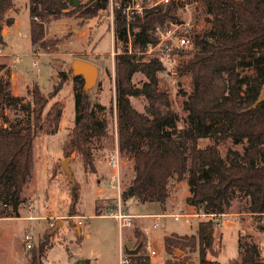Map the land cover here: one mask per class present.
<instances>
[{"label":"trees","instance_id":"16d2710c","mask_svg":"<svg viewBox=\"0 0 264 264\" xmlns=\"http://www.w3.org/2000/svg\"><path fill=\"white\" fill-rule=\"evenodd\" d=\"M17 0H0V45L5 44L4 25H12L13 16H6ZM199 1V0H198ZM127 0H88L71 8L67 14L82 19L96 17L106 11L113 13V36L120 45L116 52V106L119 151L134 158V172L130 187L123 191V203L131 197L141 202L165 205L169 197V182L176 177L187 179L193 206L197 213H226L235 191L249 198V212L264 213V101L252 107L264 86V0H200L210 27L200 32L194 23L193 50H181L188 60L179 68L180 74L190 73L192 90L183 92V108L187 111L185 126L179 127V114L173 109L169 93L159 86L158 73L164 59L154 56L145 60L143 54L130 51V39L145 52L158 41L156 27L179 19V6L161 4L131 19L125 12ZM74 4V0H30L31 41L44 50L46 22L58 19ZM113 4V8H112ZM197 19V18H196ZM55 46V42L49 41ZM53 46V49H54ZM51 50V49H50ZM48 51V50H47ZM253 69V73H247ZM141 72L147 80L141 85L133 81ZM65 75V74H64ZM65 79V77H62ZM77 117L63 150L67 156L82 154L91 171L96 170L92 142L105 136L107 121L95 115L94 104L85 89L82 75H74ZM62 86L58 82L52 95ZM0 82V92H3ZM32 102L7 94L13 104L32 112L34 122L18 120L0 126V209H11L19 215L23 190L33 166L35 129L42 125L49 97L39 84L32 89ZM144 95V111L134 107L131 96ZM102 107V105H100ZM63 103L55 101L49 108L45 122L56 133L63 114ZM202 138L213 143L200 145ZM231 139L243 149H229L226 157L219 144ZM74 203L79 199L77 185L73 187ZM11 213V212H10ZM74 213H71L73 215ZM100 214V213H98ZM11 215V214H10ZM214 221L199 225L193 234L172 233L164 237L169 254L165 264H190V252L198 250V264H222L206 255L213 249ZM50 231L47 232L49 237ZM140 235L139 231H136ZM137 253L127 254L126 264H151L144 240H138ZM50 247V246H49ZM241 256L228 264H264L257 243L241 241ZM27 248V247H26ZM29 264H41L48 245L46 240L31 250ZM176 250L183 252L182 256Z\"/></svg>","mask_w":264,"mask_h":264},{"label":"rangeland","instance_id":"374dc122","mask_svg":"<svg viewBox=\"0 0 264 264\" xmlns=\"http://www.w3.org/2000/svg\"><path fill=\"white\" fill-rule=\"evenodd\" d=\"M87 1L79 0L78 4ZM29 7L30 0H17L6 15L13 16L14 23L6 25L3 22L5 44L0 45V82L3 85V92H0V126L29 118L34 122L32 112L23 110L19 103L13 104L7 94L18 96L26 103L32 102V89L35 84H39L49 97V103L43 113L42 125L35 129L33 166L23 190L19 215L16 216L10 208L4 211L0 209V264H29L32 249L28 250L23 241L26 233L33 235L36 249L41 240L47 242L48 249L40 260L41 264H120L121 253L125 254L126 247L135 248L138 240H144L147 253L155 251L150 256L151 264H165L166 259L175 254L166 251L164 237L172 233H195L202 217L192 216L190 222H186L184 217L176 220L169 215L186 213L185 207L191 196L187 179L179 181L176 177L169 182V199L175 204L172 207L165 210L158 206L155 208L156 205L151 202L144 203L136 197L123 203L124 209L134 215L157 211L163 213L161 217L148 216L142 219L147 234L139 225L120 231L117 220L109 215L110 209L115 208L117 203L116 190L112 187L114 170L109 162L111 155L119 150L115 77L116 52H119L120 45L114 39L107 12L101 11L94 18L82 19L76 14H67L74 7V4L71 5L60 18L46 22L44 41L47 51L39 44L34 46L31 41ZM199 7L201 10L195 15V23L198 30L204 32L210 27V22L201 2ZM49 41L55 42V46L50 44L49 47ZM129 48L139 56L143 54L145 60L155 56L154 52L141 51L134 43L133 36ZM162 56L165 68L158 73L159 86L169 93L173 109L180 116L178 125L181 128L185 126L187 115L183 108V92H190L193 84L191 74H180L179 68L189 55L176 53ZM77 58L90 61L98 67L96 81L87 92L94 104L96 117L107 121L108 133L92 142L95 171L86 165L81 153L67 156L63 150L78 113L71 69V63ZM246 72L253 73V69ZM145 80L147 77L141 72L135 73L133 77L137 85ZM58 82H62L61 89L52 95ZM57 100L63 103L64 108L58 131L52 133L45 119L50 106ZM131 101L134 107L144 111L147 104L144 95L131 96ZM210 143H213L211 138L200 140L201 146ZM231 148L241 151L243 146L234 144L231 139L219 144L223 157ZM119 155L121 188L126 190L135 175L134 158L120 151ZM67 157H71L69 167L72 178L62 165ZM75 184L79 193L76 203L73 193ZM248 206L249 198L243 192L237 190L232 193L231 205L220 218L225 219V224L218 227L215 222L212 228L213 249L206 251L208 258L222 264L240 258L241 237V241L257 243L260 257L264 260V215H253ZM155 220L159 222L156 227L153 226ZM176 254L182 256L183 252L176 250ZM190 257L194 261H190V264H198V250L190 252Z\"/></svg>","mask_w":264,"mask_h":264},{"label":"built area","instance_id":"2783aa9c","mask_svg":"<svg viewBox=\"0 0 264 264\" xmlns=\"http://www.w3.org/2000/svg\"><path fill=\"white\" fill-rule=\"evenodd\" d=\"M112 1V0H111ZM175 2L178 6L179 19L167 21L164 24H160L156 27L155 34L158 38V41L149 46L147 51L154 52L155 56L163 58L162 55H172L179 53L181 50H193L195 48V42L192 37V32L194 29L195 15L199 13L201 8L199 7L198 0H127L125 4V12L129 19L132 18L134 14H143L147 10L156 7L161 4H168ZM113 8V4H112ZM111 26H113V13L110 15ZM164 59V58H163ZM110 166L113 168V178L112 187L116 190L117 203L115 208L110 209L109 215L113 216L118 223L120 231H123L127 228H132L135 226V220L140 217H145L148 215H134L126 211L123 207V191L121 188V172H120V155L119 150L117 149L111 155L109 162ZM30 209L31 205L28 206ZM199 216H204L207 220H204L202 225H207L209 220L216 222L218 227H221L222 224H225V220H221L223 214L215 213H198ZM264 215V213H263ZM155 217H161L162 214L151 215ZM176 220L184 217L186 222H190V217L192 214L184 213H175L171 214ZM158 221L153 223V226L158 225ZM50 225H54L51 223ZM33 235L26 233L24 235L23 241L27 248L32 247L33 245ZM155 251L150 250V255H154ZM129 262L127 254L121 253V262L120 264H126Z\"/></svg>","mask_w":264,"mask_h":264},{"label":"water","instance_id":"95a60500","mask_svg":"<svg viewBox=\"0 0 264 264\" xmlns=\"http://www.w3.org/2000/svg\"><path fill=\"white\" fill-rule=\"evenodd\" d=\"M79 3V0H74V6H76ZM68 11V9L66 10ZM71 69H72V73L74 75H82L85 81V89L88 91L89 87L92 86L97 78L98 75V67L96 64L84 60V59H80L77 58L74 60L73 63H71ZM264 101V88L262 89V92L259 96V98L256 100V102L253 104L252 107H256L260 102ZM71 160V157H67L65 158V160L62 162V165L65 167L66 172L70 175V177L72 178V171L69 167V161ZM59 225V223H58ZM141 243L136 247V248H125L126 253L128 254H132V253H137L141 247ZM192 263H194L193 260H191Z\"/></svg>","mask_w":264,"mask_h":264},{"label":"crops","instance_id":"0c3cea01","mask_svg":"<svg viewBox=\"0 0 264 264\" xmlns=\"http://www.w3.org/2000/svg\"><path fill=\"white\" fill-rule=\"evenodd\" d=\"M190 197H191V196H190ZM190 197H189V198H190ZM151 204H152V205H156L155 208L158 206L159 208H162L163 210H165V209H167V208L172 207V206L175 205V204H173V203L170 201L169 197H168V199H167V201H166V203H165L164 206H162L160 203H159V204H160V206H159V204H157L156 202H151ZM184 206H185V204H184ZM185 209L187 210L186 213H188V214H192L193 216H199V215H197L198 213L196 212L195 207L193 206L191 200L189 201V204L185 207ZM156 214H163V213H160V212L157 211V212H155V213H145V214H138V215H148V216H151V215H156ZM171 214H175V213H169L170 216H171ZM98 215H100V214H98ZM101 215H102V214H101ZM148 216H145V217H148ZM27 217H28V216H27ZM145 217H140L139 219H141V220L136 219V220H135V222H136L135 225H139L140 229H141L142 231H144L145 234H147V233H146V229H147V227H146L145 223H144L143 220H142V219H144ZM199 217H202V218L200 219V224H199V225H202V223H204L203 221H204V220H207V219L204 218V216H199ZM137 220H138V221H137ZM222 220H225V219L222 218ZM155 221H157V220H155ZM155 221H154V222H155ZM158 223H159V222H158ZM78 229L80 230V227H78ZM148 247H150V246L148 245ZM148 249H149V248H148ZM148 254L150 255V251H148ZM150 256H151V255H150Z\"/></svg>","mask_w":264,"mask_h":264}]
</instances>
